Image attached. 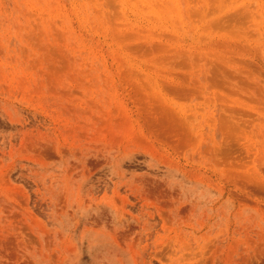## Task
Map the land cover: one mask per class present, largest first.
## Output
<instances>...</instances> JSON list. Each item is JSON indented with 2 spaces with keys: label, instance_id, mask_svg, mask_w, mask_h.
Returning a JSON list of instances; mask_svg holds the SVG:
<instances>
[{
  "label": "rangeland",
  "instance_id": "obj_1",
  "mask_svg": "<svg viewBox=\"0 0 264 264\" xmlns=\"http://www.w3.org/2000/svg\"><path fill=\"white\" fill-rule=\"evenodd\" d=\"M0 264H264V0H0Z\"/></svg>",
  "mask_w": 264,
  "mask_h": 264
}]
</instances>
